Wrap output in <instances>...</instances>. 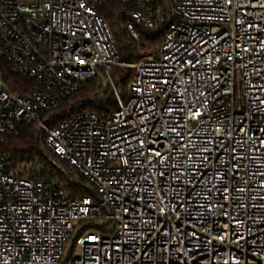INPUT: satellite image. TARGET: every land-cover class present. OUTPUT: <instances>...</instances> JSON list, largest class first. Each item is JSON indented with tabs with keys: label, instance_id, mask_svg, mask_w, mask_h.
Segmentation results:
<instances>
[{
	"label": "built area",
	"instance_id": "1",
	"mask_svg": "<svg viewBox=\"0 0 264 264\" xmlns=\"http://www.w3.org/2000/svg\"><path fill=\"white\" fill-rule=\"evenodd\" d=\"M107 1L0 0V133L33 126L59 164L0 154V264H264V0H120L138 51L161 38L137 62ZM94 80L118 108L60 118Z\"/></svg>",
	"mask_w": 264,
	"mask_h": 264
},
{
	"label": "trees",
	"instance_id": "2",
	"mask_svg": "<svg viewBox=\"0 0 264 264\" xmlns=\"http://www.w3.org/2000/svg\"><path fill=\"white\" fill-rule=\"evenodd\" d=\"M98 11L110 24L120 51V59L122 61L129 60L137 62L143 50L145 53L148 49L156 47L161 42L160 37H150L141 33V38L145 46L138 51L137 46L132 41L128 40L123 31V24L125 19L121 16V2L120 0H108L107 2L98 5ZM4 80L11 91L26 93L30 87V81L12 73L6 64L2 65ZM115 78L118 79V85L127 95V85L130 78L134 75V69H124L116 66L113 68ZM100 84L98 80L84 83L80 90L68 99L63 100L60 108L57 110L59 117L65 116L67 111L75 110V106L80 102H85L77 110H87L92 112H113L118 108V105L112 102V94L110 88L106 91L104 96L98 100V90ZM108 106V108H106ZM75 110V111H77ZM0 154H6L9 157L11 168H16L22 164H30L35 167L41 165L44 173L52 172L58 169L59 164L55 160H51L49 153L45 152L39 139V133L33 126H28L19 129L17 132L0 133ZM67 165L66 163H62ZM84 193V192H83Z\"/></svg>",
	"mask_w": 264,
	"mask_h": 264
},
{
	"label": "rangeland",
	"instance_id": "3",
	"mask_svg": "<svg viewBox=\"0 0 264 264\" xmlns=\"http://www.w3.org/2000/svg\"><path fill=\"white\" fill-rule=\"evenodd\" d=\"M106 108H108V106H107ZM110 227H112V226H110ZM110 227H109V228H110Z\"/></svg>",
	"mask_w": 264,
	"mask_h": 264
},
{
	"label": "snow or ice",
	"instance_id": "4",
	"mask_svg": "<svg viewBox=\"0 0 264 264\" xmlns=\"http://www.w3.org/2000/svg\"><path fill=\"white\" fill-rule=\"evenodd\" d=\"M197 115H199V113H197Z\"/></svg>",
	"mask_w": 264,
	"mask_h": 264
}]
</instances>
